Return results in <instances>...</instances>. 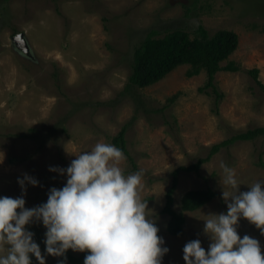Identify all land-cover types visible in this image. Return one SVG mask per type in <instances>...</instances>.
Instances as JSON below:
<instances>
[{
	"label": "rangeland",
	"instance_id": "obj_1",
	"mask_svg": "<svg viewBox=\"0 0 264 264\" xmlns=\"http://www.w3.org/2000/svg\"><path fill=\"white\" fill-rule=\"evenodd\" d=\"M200 25L210 34L229 29L239 35L229 60L240 70L216 75L220 100L200 90L206 72L188 77V65L136 89L138 99L126 91L134 50L150 31L164 35L184 28L194 36ZM22 32L31 54L13 43ZM251 69H259L264 83V0H0V196H21L17 178L27 173L39 185H27L25 207L46 202L50 188H62L67 180L50 166L67 168L75 154L97 143L115 145L113 138L129 124L130 156L124 153L119 166L126 176L143 171L140 196L169 249L162 264H185V244L199 239L207 251L212 240L205 220L227 212L222 192L234 190L223 185L221 163L234 170L240 191L264 181V136L222 147L199 172L181 171L175 210L182 211L190 190L212 188L217 196L184 212L183 235L169 233L170 216L162 210L173 171L235 134L264 126V90ZM31 128L40 130L38 136L26 135ZM26 227L46 261L55 264L60 257L45 252L46 228L40 222ZM237 231L257 239L264 253V235L254 224L241 218Z\"/></svg>",
	"mask_w": 264,
	"mask_h": 264
},
{
	"label": "clouds",
	"instance_id": "obj_2",
	"mask_svg": "<svg viewBox=\"0 0 264 264\" xmlns=\"http://www.w3.org/2000/svg\"><path fill=\"white\" fill-rule=\"evenodd\" d=\"M75 155L67 168L49 167L67 180L62 188H50L46 202L25 207L27 185H39L27 173L17 178L21 196H0V264H32V256L46 264L34 233L26 227L33 222L46 228V254L64 257L58 264H65L69 249L87 252L84 264H162L169 249L140 196L143 171L126 176L119 166L126 156L110 143H97ZM221 168L223 185L234 190L222 192L227 212L205 220L204 232L212 240L208 250L199 239L191 240L183 248V260L185 264H264L260 242L248 235L241 238L237 231L239 220L245 218L264 235V181L240 191L234 170L223 163Z\"/></svg>",
	"mask_w": 264,
	"mask_h": 264
},
{
	"label": "trees",
	"instance_id": "obj_3",
	"mask_svg": "<svg viewBox=\"0 0 264 264\" xmlns=\"http://www.w3.org/2000/svg\"><path fill=\"white\" fill-rule=\"evenodd\" d=\"M160 34L161 30L153 29L136 46L126 91L134 92L136 89L154 85L178 67L188 65L189 68L186 73L188 77L200 75L203 71L206 72L207 81L204 86L200 87V90L208 94L215 93L218 96L217 99L220 100L223 94L220 93L216 83L217 73L240 70V66L235 61L229 60L230 56L239 47L238 33L229 29H221L214 34H210L207 28L200 25L194 36L184 28L171 29L164 35ZM225 61H228V63L223 65L222 63ZM249 72L264 90V83L259 78V69H251ZM208 89H212L213 92ZM137 94L136 91L133 94L136 99L139 97ZM175 99L176 95L170 97L169 101L172 103ZM128 127L129 124L125 125L120 133L113 138V141L118 148L130 156L126 139ZM38 133H40V130L31 128L30 133L26 135L36 137ZM259 136H264V126L235 134L233 137L213 145L208 155L199 158L196 163L190 166H180L173 171L172 184L167 191L166 204L162 210L164 214L170 216L168 224L170 234L183 235L187 220L184 212L199 210L217 196V192L212 188L190 190L182 197V211L175 210V193L179 185L181 171L199 172L201 166L211 160L213 155L218 153L222 147H229L237 140H253ZM131 159L134 160L132 157ZM262 165L264 166L263 160ZM65 255L67 257L65 264H84L87 252L75 254L69 249ZM63 259L64 257H60L55 264ZM32 264H39V262L32 261ZM46 264L53 263L46 261Z\"/></svg>",
	"mask_w": 264,
	"mask_h": 264
},
{
	"label": "water",
	"instance_id": "obj_4",
	"mask_svg": "<svg viewBox=\"0 0 264 264\" xmlns=\"http://www.w3.org/2000/svg\"><path fill=\"white\" fill-rule=\"evenodd\" d=\"M13 43L24 54H31L30 44L28 43V39L26 38V34L24 32L14 36Z\"/></svg>",
	"mask_w": 264,
	"mask_h": 264
}]
</instances>
